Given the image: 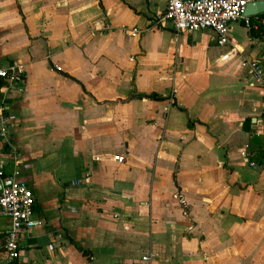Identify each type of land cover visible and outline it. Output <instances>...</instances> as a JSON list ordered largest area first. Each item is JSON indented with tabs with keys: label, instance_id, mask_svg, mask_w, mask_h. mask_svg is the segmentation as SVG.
<instances>
[{
	"label": "crops",
	"instance_id": "1",
	"mask_svg": "<svg viewBox=\"0 0 264 264\" xmlns=\"http://www.w3.org/2000/svg\"><path fill=\"white\" fill-rule=\"evenodd\" d=\"M165 4L0 0V67L25 76L0 86L20 118L0 188L24 182L42 222L21 264H264V83L242 64L264 70V38L243 19L225 45L177 32Z\"/></svg>",
	"mask_w": 264,
	"mask_h": 264
},
{
	"label": "built area",
	"instance_id": "2",
	"mask_svg": "<svg viewBox=\"0 0 264 264\" xmlns=\"http://www.w3.org/2000/svg\"><path fill=\"white\" fill-rule=\"evenodd\" d=\"M251 1L253 0H165V10L158 19L163 24L168 23L177 32L211 30L216 42L225 45L230 43L229 27L232 22L243 19L247 29L264 25V16H253V21L243 16L246 5ZM98 24L102 29L108 28L104 20ZM242 64L248 67L254 84L264 83V70L257 61L248 60ZM0 80L2 89H16L22 92L25 83L22 65L13 62L0 67ZM19 122L20 118L15 114H5L0 110V136L6 145L9 144L10 129ZM0 156L17 161L16 156L7 151L0 152ZM115 159L121 160L118 156H115ZM34 202L33 192L24 182L12 180L0 188V214L10 219V224L3 230V248L7 259L15 261L16 264L24 261L21 245L23 236L42 223L40 219L33 217ZM151 257V254L142 255L141 264H151ZM94 260V256L88 254L83 264H91Z\"/></svg>",
	"mask_w": 264,
	"mask_h": 264
},
{
	"label": "water",
	"instance_id": "3",
	"mask_svg": "<svg viewBox=\"0 0 264 264\" xmlns=\"http://www.w3.org/2000/svg\"><path fill=\"white\" fill-rule=\"evenodd\" d=\"M262 13H264V0H253L246 5L243 16L253 17Z\"/></svg>",
	"mask_w": 264,
	"mask_h": 264
},
{
	"label": "trees",
	"instance_id": "4",
	"mask_svg": "<svg viewBox=\"0 0 264 264\" xmlns=\"http://www.w3.org/2000/svg\"><path fill=\"white\" fill-rule=\"evenodd\" d=\"M260 16H264L263 14H260ZM249 19L251 21L254 20L253 17H249ZM251 30V35L253 36H258L260 38H264V25H259L257 28H250ZM0 86H1V82H0ZM139 97H146V98H150V99H156V100H161L163 99V96L157 94V93H149L147 95H139Z\"/></svg>",
	"mask_w": 264,
	"mask_h": 264
}]
</instances>
